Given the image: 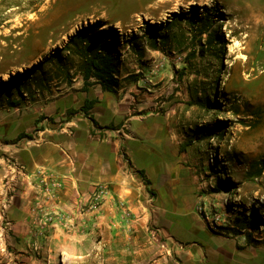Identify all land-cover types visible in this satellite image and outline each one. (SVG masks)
I'll return each mask as SVG.
<instances>
[{
    "label": "rangeland",
    "instance_id": "1",
    "mask_svg": "<svg viewBox=\"0 0 264 264\" xmlns=\"http://www.w3.org/2000/svg\"><path fill=\"white\" fill-rule=\"evenodd\" d=\"M213 6L223 15L219 26L228 43L221 58L208 53L203 61L187 62L198 39L184 24L169 34L165 47L149 45L150 26L164 24L174 13L193 7L202 13ZM88 25L114 35L118 82L133 106L153 97L148 111L174 116L177 150L200 186L199 204L231 220V227L216 230L250 234L251 243L261 248L257 264H264V0H0V155L15 132L31 128L18 134L30 137L40 130V121L53 123L45 106L82 81L72 69L67 83L45 64L42 73H33L43 86L24 81L31 86L20 95L10 77L43 62ZM79 111L65 110L63 117ZM253 212V228L239 230L232 223ZM0 244V264H9V247L1 237Z\"/></svg>",
    "mask_w": 264,
    "mask_h": 264
},
{
    "label": "crops",
    "instance_id": "2",
    "mask_svg": "<svg viewBox=\"0 0 264 264\" xmlns=\"http://www.w3.org/2000/svg\"><path fill=\"white\" fill-rule=\"evenodd\" d=\"M81 80L45 106L53 123L40 121L30 137L18 134L31 128L15 132L2 149L0 237L9 247V264H257L263 259L247 234L210 230L195 214L203 197L178 153L171 112L148 111L153 97L133 106L119 78L112 90L94 78L89 85ZM85 101L94 102L87 112L81 110ZM68 109L80 111L63 117ZM98 185L111 195L93 208L90 198Z\"/></svg>",
    "mask_w": 264,
    "mask_h": 264
},
{
    "label": "trees",
    "instance_id": "3",
    "mask_svg": "<svg viewBox=\"0 0 264 264\" xmlns=\"http://www.w3.org/2000/svg\"><path fill=\"white\" fill-rule=\"evenodd\" d=\"M222 21L223 15L215 6L204 7L202 13H198L197 8L193 7L189 11L179 14L174 13L173 17L164 22V24L150 26L145 33L149 37V45L152 48L155 49L158 46L165 47L170 41L169 34L184 24L190 36L193 35L192 39H195V41L198 39L197 48L189 50L185 59L187 62L192 59L203 61L206 59L208 53H215L214 55L218 58L225 55L228 43L225 39V34L219 26ZM99 29L98 25L81 27L74 35L70 36L67 44L61 50H56L53 54L46 57L43 62L33 65L22 74L14 77L11 76L10 84L14 85L20 95L23 87L31 86L30 83L41 88L43 83L39 80L40 78L33 77V73L36 71L42 73L44 65L49 64L53 67L58 77L63 76L67 83H70L72 80L74 74H70V71L73 69L75 73H79L82 76L85 85H89V81L94 78L102 87L112 90L117 86V79L120 75L117 66L119 54L113 49L112 40H115L114 35L110 31L103 30L101 32ZM100 35L102 37H99ZM203 37L205 38L203 39ZM183 71L180 72L181 75H183ZM24 81L31 82L26 84ZM13 103L14 105H18L17 102ZM93 105V101H85L81 110L87 112ZM222 135L221 133L215 134L217 139L222 137ZM18 138L21 137L19 136ZM183 148L184 146H181V149ZM254 215L255 213L253 212L250 218H235L232 223H237L240 227L239 230L253 228ZM228 231L234 230L228 229ZM247 237L248 239H252L250 234H247ZM261 242L264 243V238Z\"/></svg>",
    "mask_w": 264,
    "mask_h": 264
},
{
    "label": "built area",
    "instance_id": "4",
    "mask_svg": "<svg viewBox=\"0 0 264 264\" xmlns=\"http://www.w3.org/2000/svg\"><path fill=\"white\" fill-rule=\"evenodd\" d=\"M52 187L55 189H60L61 184L59 183H53ZM46 193H52L51 189H45L44 190ZM110 190L107 186L105 185H98L96 186L93 194L91 195L90 202L93 208H98L99 207V202L101 199L110 196ZM195 213L202 218L208 228L210 230H216L217 228L225 227V226H230L231 225V220H226L223 216V214L217 212V211H211L210 208H206L204 204H198L195 208ZM231 227V226H230Z\"/></svg>",
    "mask_w": 264,
    "mask_h": 264
},
{
    "label": "bare ground",
    "instance_id": "5",
    "mask_svg": "<svg viewBox=\"0 0 264 264\" xmlns=\"http://www.w3.org/2000/svg\"><path fill=\"white\" fill-rule=\"evenodd\" d=\"M233 51H234L233 48H230V49H229V53H230V54L233 53ZM18 72H19V71H18ZM3 76H4V75H3ZM4 78H6V77L4 76Z\"/></svg>",
    "mask_w": 264,
    "mask_h": 264
}]
</instances>
